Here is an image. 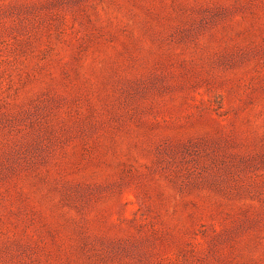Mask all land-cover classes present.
Returning <instances> with one entry per match:
<instances>
[{"label": "rangeland", "instance_id": "1", "mask_svg": "<svg viewBox=\"0 0 264 264\" xmlns=\"http://www.w3.org/2000/svg\"><path fill=\"white\" fill-rule=\"evenodd\" d=\"M0 264H264V0H0Z\"/></svg>", "mask_w": 264, "mask_h": 264}]
</instances>
